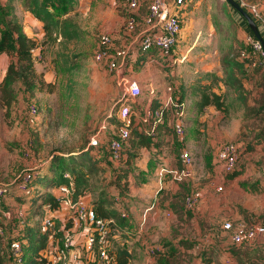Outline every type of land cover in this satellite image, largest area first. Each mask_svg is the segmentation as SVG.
<instances>
[{
	"label": "rangeland",
	"instance_id": "obj_1",
	"mask_svg": "<svg viewBox=\"0 0 264 264\" xmlns=\"http://www.w3.org/2000/svg\"><path fill=\"white\" fill-rule=\"evenodd\" d=\"M236 1L256 5L264 15V0ZM130 2L131 0H77L76 8L69 16L84 32L79 40L64 43L59 39L52 43L46 40L45 35L35 37L39 47L34 50V65L37 74L43 76L46 84L42 90L27 94L19 85L17 101L9 113L0 104V185L13 184L24 171L34 169L35 175L37 174L36 186L47 190L39 183V178L53 175L51 166L56 158H63L66 165H74L80 161V155L86 152L99 168L91 180L92 187H96L92 199L96 200L101 191L105 190L109 197V207L121 213L126 211L124 201L113 196L115 189L110 182L117 177L116 172L120 169L114 168L116 163L111 161L109 154L110 141L116 135L118 102L123 92L106 66L98 63L96 50L105 34L114 38V46L119 49H128L137 38L151 0H139L136 8ZM61 12L58 11V14ZM132 17L136 19L135 31L138 33L134 31L128 34L125 29ZM182 28L172 59L165 61L159 54L149 53L140 62L142 53L136 48L131 50L136 55L134 61H128L126 71L127 78L138 82L142 90L141 97L131 104L136 120L143 117L146 108L154 100L168 104L171 116L174 115L173 104H186L188 140L185 138V149L187 151L189 148L192 152L195 175L190 179H175L174 182L173 174H167L161 184L158 173L159 169H163L161 165L165 160L171 164L169 160L173 157L179 163L183 150L177 148L165 151L163 148L156 155L148 150H139L135 152L136 155L134 153L136 163L130 167L127 208L138 205L142 209L154 207L151 210H162L170 204L171 207L174 205L177 225L186 217L185 233L180 232V235L188 237L190 243L193 235L198 234L200 237L205 231L217 237L225 232L223 226L227 222L232 223L235 228L241 224L253 226L264 223V211L249 214L243 209L244 204L250 203L248 198L235 194V190L243 189L248 195L259 196L264 208V71L251 67L248 59L243 57L244 53L247 57H254L247 42L252 32L244 18L226 0H187L182 10ZM255 58L259 64L260 57ZM234 62L242 64L244 75L234 69ZM232 72L240 80L237 87H232ZM212 79L219 82L214 84L213 90L222 96L226 112L210 108L200 113L196 107L199 97L195 91L198 86L209 85ZM227 82L230 85L227 86ZM32 107L38 109L36 115L31 113ZM172 119L173 117L171 121ZM95 140L98 145L92 147ZM156 141L158 146H164L160 145V138ZM227 142L241 146L238 170L246 178L245 182L240 178L238 182L232 183V189L226 182L229 175L223 180L225 173L222 172L221 175L219 172L217 175L212 171L214 165L209 169L207 164L208 161L213 164L217 160L215 157L219 147ZM130 145L131 141L128 142L127 149ZM145 163L149 164L146 166L147 173H144L146 176L140 174V165ZM177 167L176 169L179 168ZM167 178L179 185L178 195L173 198L172 193L163 196ZM221 187L223 190H220ZM205 190L209 191L207 197L211 198L206 201L205 208L201 209L198 203L194 210H187L186 198L195 192H201L205 198ZM147 191H158L156 201L145 199L143 193ZM29 206L30 200L19 201L16 198L0 205V226L3 225L6 229V236L0 245L6 253L3 255V264H13L9 258V245L19 235L18 231L14 232L12 229L18 230V225L24 223L19 213ZM224 206L227 207L226 210L221 209ZM234 213H240L242 219H233ZM62 218V221L60 218L56 219V225L51 229L59 235V238H53L56 244H61L68 234H78L75 231L66 234L71 228L67 230L65 227L71 226L73 230L74 225L70 224L69 215ZM167 218L165 213L160 218L165 225L171 224V221H166ZM44 219L35 218L31 224L43 227ZM140 229L141 227L137 234H140ZM173 233L178 234L179 230H174ZM117 235L125 238V234L113 230L111 248ZM129 236H133V233H129L127 237ZM225 236L222 237L223 240L230 241L229 234L225 233ZM255 244L256 242L248 244L245 249ZM76 249H81V245ZM83 250L81 261L88 264L92 255L85 247ZM242 250L244 249L229 244L222 254L224 257L234 256V253L241 254ZM188 260L189 254L182 253L180 261Z\"/></svg>",
	"mask_w": 264,
	"mask_h": 264
},
{
	"label": "trees",
	"instance_id": "obj_2",
	"mask_svg": "<svg viewBox=\"0 0 264 264\" xmlns=\"http://www.w3.org/2000/svg\"><path fill=\"white\" fill-rule=\"evenodd\" d=\"M16 1L17 0H0V53H6L10 57L7 75L2 84H0V103L2 107L7 109L8 113L10 112L13 104L17 101V87L22 86L25 93L27 94L32 93L35 90H42L44 85L46 84L43 76L37 74L34 65V50L39 47V44L35 38L28 37L24 33L23 26L16 16L14 7V3ZM76 5L77 0H24V6L26 7V9L31 14H33L36 19L43 23V30L46 40L52 43L57 42L59 39H61V41L64 43H71L79 40L81 38V35H83L84 32L82 31V29L75 22H73L72 18L69 16L71 12L75 10ZM58 11H62L61 14H58ZM141 29L139 30V32L141 31ZM135 33L138 32L135 31ZM248 48L251 52V47L248 46ZM149 53L159 54L158 50L156 49L152 50L151 52L142 53L139 61L143 62L141 60L146 59L147 56H149ZM255 57L256 56H248V64L251 67H256L257 71L263 72L264 58H261V62L257 64V59ZM130 60L131 56L129 58V61ZM234 69L239 71L241 75L245 74V70L243 69L242 64H240L239 62H234ZM230 76L232 80V87H237L240 81L239 79L235 78L237 77V75L232 72ZM216 83H219L218 80L212 79L209 85L207 84L197 87L195 93L199 97L196 103L198 112L203 113L210 108H214L219 112H226L225 103L222 96L220 94H217L213 90V86ZM226 85L228 86L230 85V83L227 82ZM162 106H164V102H161V100H154L152 102L151 108L153 110H157ZM163 109L164 118L160 122L150 120L145 124L143 118H138L137 120L139 122L136 123L137 120L133 117V125L130 128V138L128 140V142L131 141V145L128 146V149L126 147L128 145V142L124 145L121 152L122 156L119 162H114L113 160H111L113 163H116L114 168L120 169L118 170V172H116L117 177L112 180L113 182H110V185H112V187H114L115 189V193L113 194L114 197L122 198L127 196V183H129L130 187L131 182L130 167L132 168L133 163L137 161H134V156L137 154L135 152L144 149L148 150L154 155H156L157 153L159 154L161 152V146H158L156 140L160 138V145L165 146L166 142L164 139L162 140L161 137L167 135L173 138L174 146L176 144V150L177 148L179 150L185 149L186 140H188V132L186 131L185 136V138L187 139L181 142L175 133V112L173 115V124L168 125L166 117L170 115L168 112L169 110L165 108ZM116 123L118 125L117 121ZM97 145H92V147H97ZM109 154L110 158L112 159L110 147ZM125 155L127 156V164L124 165ZM79 159L80 161L74 165H66L63 158H56L51 166L53 175L41 176V178H39V183L47 188V190H43L42 187L36 186V174L32 186L33 190L29 196L26 197L20 195L16 192L15 188H13L5 201L2 203L4 204L8 199L15 200V198L19 201L30 200V206L25 210L26 215L24 218H21L24 219V223L21 226L18 225V230L12 229V231L14 232L18 231L19 236L16 239H12L9 245L10 247L12 242L14 241H20L23 244L24 254L22 256L23 260L21 264H45L47 260L42 256L41 253L46 250L50 246V244L56 245V240H53V238H59L58 234L53 233L51 229L44 230L40 225L31 224V221H33L35 218H45L47 215L53 216L51 215V213L59 209V204L53 194V191H55L62 185L69 186L72 181V194L75 201L81 198H87V196L90 195L93 196V191L96 187H92L91 180L99 168L96 162H94L90 157L89 153H82ZM180 161L181 160H179V163ZM211 162L212 161L207 162L209 169H212ZM178 169H182V163H180ZM65 174H69L72 180L70 181V179L66 178ZM241 174L242 173H239V170L237 168L233 173L227 175H229V180H235ZM243 185L245 187L247 186V184ZM108 198V193L105 190H102L97 199L91 200L90 202L99 218L105 220H115L116 223L111 225L113 233V230L118 227L120 220L122 219V215H120V213H118L116 210L109 207L110 202ZM70 222V224L73 225L72 219H70ZM260 224L264 225V223ZM15 225L16 224H14V226ZM65 229H70L66 232V234L74 231L72 230L71 226H66ZM0 231H2V233H0V245H2L4 241L3 238L6 236V229L3 228V225L0 226ZM186 243H184L186 249H192L194 247L193 244ZM248 244L251 243L232 245L236 248H242L248 246ZM248 250L249 249H246L245 252L248 253ZM111 253L116 256L117 264H129L130 259L132 258L131 253L126 248L122 247H116L115 249L113 248ZM4 254L6 253L3 251L2 247H0V264H3ZM181 254L182 253H179L176 247H172L165 253L157 252L155 255L157 264H190V257L187 262L180 261ZM208 254H210V252H204V262H206L205 264H208L207 261H212V257H209ZM9 258L13 262V264H17L10 255V251Z\"/></svg>",
	"mask_w": 264,
	"mask_h": 264
},
{
	"label": "built area",
	"instance_id": "obj_3",
	"mask_svg": "<svg viewBox=\"0 0 264 264\" xmlns=\"http://www.w3.org/2000/svg\"><path fill=\"white\" fill-rule=\"evenodd\" d=\"M187 0H151L148 10V15L145 19L142 36L135 39L127 49H119L114 46V38L105 34L101 37L98 49L96 50V59L99 64H104L106 68L114 76L118 86L122 88L123 95L119 100L116 120L118 125L115 127L116 135L110 141V152L114 162H119L121 152L124 145L130 138V128L133 125L132 103H136L142 95V90L138 82L127 78V63L130 56L133 54L131 50L136 48L141 53L151 52L156 49L163 60H170L174 54L175 48L178 46L180 36L182 34V10ZM131 6L136 8L139 6V0H131ZM241 7L251 16L256 22L263 38H264V15L260 9L253 4L238 2ZM136 19L131 18L127 28L128 34L133 33L136 28ZM251 47V52L254 56L264 58V49L262 44L251 34L247 40ZM135 48V49H134ZM1 54V53H0ZM135 54V53H134ZM243 57L247 58L244 53ZM171 88L169 92H171ZM170 98V97H169ZM171 101V99H169ZM168 104L157 110H153L149 105L143 115L144 123L150 120L160 122L164 118V109H167ZM175 112V133L182 142L186 136L185 123V103L173 104ZM31 113L36 115L38 109L31 108ZM98 141L92 142L96 146ZM242 154L240 145L227 142L223 143L217 152L216 158L222 171L227 175L233 173L239 164ZM182 169L174 172V178L179 180L190 179L194 174V159L190 151L183 150L181 154ZM65 177L72 180L69 174ZM35 180L34 169L24 171L19 178L10 185H0V205L5 201L13 188L16 192L23 196H29L33 190V182ZM73 182L68 185L58 187L53 194L59 204V209L68 211L70 219L80 228L88 229V239L85 243V248L92 255V260L88 264H117L116 256L111 253V225L115 224L114 219L105 220L99 218L88 198H81L77 201L73 199ZM203 194L195 192L185 200L186 208L190 211L201 202ZM25 211L19 213L20 218L25 217ZM122 218H128V215L122 214ZM56 216H47L43 222V229H52L56 225ZM110 227V228H109ZM223 230L229 234L232 244L242 245L252 243L264 236V225L257 224L247 226L241 224L235 228L232 223L227 222L223 226ZM2 233V231H0ZM77 247L76 238L73 234L66 235L61 244H50L41 254L46 258L45 264H84L81 261L82 256L79 253H74ZM10 255L17 264L22 263L24 247L20 241L12 242L10 246ZM152 252V251H151Z\"/></svg>",
	"mask_w": 264,
	"mask_h": 264
},
{
	"label": "crops",
	"instance_id": "obj_4",
	"mask_svg": "<svg viewBox=\"0 0 264 264\" xmlns=\"http://www.w3.org/2000/svg\"><path fill=\"white\" fill-rule=\"evenodd\" d=\"M14 7H15L16 16L21 21V24L23 26V31L28 37L35 38V37H40V36L45 35L44 30H43V23L40 22L38 19H36L35 16L26 9V7L24 6V0H17L14 3ZM141 28L142 29L139 32L136 39L142 36L145 25H143ZM135 55L136 54L134 53L131 55L130 61H134L133 59L135 58ZM9 60H10V57L8 54L6 53L0 54V84H2V82L4 81L7 75ZM171 117L173 116L168 115L166 117L168 125H171L174 122L173 119L171 121ZM185 121H186V116H185ZM186 131H187V127H186ZM161 139L162 140L164 139L166 143H169L167 145L165 144V146H161L160 148L161 151L163 148L165 151L175 150L174 140L172 137L167 135V136H162ZM188 151L191 152L189 148H188ZM169 161L171 164H168V162H166L165 160L163 162V165H161L163 169H159L158 173H159V176L161 177L160 179L161 184L164 181L163 177H167V174H173V179H174L173 181L175 182L174 172L181 170V169H176V167L177 166L179 167L180 164L176 161L174 157L171 158ZM125 164H127L126 155L124 157V165ZM147 165L149 164L145 163V165L143 166L140 165V169H141L140 174L147 173L148 171L146 170ZM212 166H213L212 171L215 174L219 175V172H220L222 175L223 171H222L221 166L218 165L217 160L213 161ZM193 175H195V172ZM144 176L146 175L144 174ZM224 177H226V174L222 177L223 180H224ZM240 178L242 179V181L244 182L246 181V178H244V175L238 176L235 180L228 179L226 182L229 183V186H230L229 188L232 189L234 186V184L232 183L238 182ZM130 181H131V178H130ZM173 181L169 180V178L166 179V181L164 182V187L166 189V192L163 193V196L166 193L167 194L172 193L171 198H173L174 195L175 196L178 195L177 191L179 190V185H177ZM148 183L150 185V182ZM155 186H158V185H155ZM148 188L150 189L149 186ZM209 188L210 186L207 187V189ZM220 190H223V188L221 187ZM157 193L158 191L156 193H154L153 191L149 193L147 191L143 193V195L145 199H148V200L153 199L156 201ZM235 194L248 198L250 203L244 204L243 209L247 211L249 214L250 213L256 214V213H259V211H264L263 206H261V198L259 196L248 195V192H245L243 189L235 190ZM208 195H209V191L205 190V198L204 197L202 198L200 202V206H199L201 209L205 208L204 205L206 204V201L211 200V198L207 197ZM87 198L89 201L93 200L91 195L87 196ZM121 200L124 201V207L126 211L122 213L119 211L118 213H120V215L126 214L128 215V218H122L120 220L118 227L115 228L114 231L120 234H125L124 235L125 238H121L120 235H117L116 238L113 240L112 249L113 248L115 249L116 247L126 248L132 255V258L130 259L129 264H157V259H156L155 254L157 252L165 253L167 250H169L172 247H176L179 253L187 252L190 257V260H189L190 264H205L206 263L204 262V259H205L204 252L205 251L210 252L208 256L212 257L211 262L207 261L208 264H264V236L254 241L256 242L254 246H249L250 248L248 250V253L245 252L246 250L245 247H242V248L237 247L238 249H244V250H242L243 252L241 254L240 252H238L237 254H234V256L231 254H230L231 256L226 254L227 256L224 257L222 254V252L226 251L227 246L229 244L232 245L230 241H225V239L223 240V238L226 237L225 236L226 232L219 234L217 237L216 235H212L210 232H207V231H205L202 235H200V237L198 236V234H196V236L193 235L190 238V241H191L190 244L195 243L194 240L197 242L199 241V242L198 243L196 242L195 244H193L194 247L192 249H186V247L184 246V243L186 242L189 243L188 242L189 239L188 237H184L180 235V232L185 233L184 231L186 228L187 220H185L186 217L184 216L182 221H179L181 223L177 225L176 215L173 211L174 205H172L171 207V204H170L168 208L166 209L163 208L162 210L160 209L151 210L154 207H151L148 209H142L138 205L133 206L129 209L127 208V203H128L127 196L122 197ZM7 201L12 202L14 201V199H8ZM224 203L226 204V202ZM206 209H208L207 206H206ZM221 209L226 210L227 207L224 206ZM254 209L256 210L254 211ZM163 213H165L166 216L168 217L166 221L168 222L171 221V224L167 223L165 225V222L162 221V219H160L163 216ZM68 214H69L68 211L65 209H60V210H57L51 213V215L56 216L57 218H60L61 221L63 219L62 217L67 216ZM232 216H233V219H237V220L242 219L241 218L242 215H240V213H234L232 214ZM72 223L74 225L73 230L78 233L75 236L77 246L81 245V249L74 250V253H79V255H81L84 253L83 249L85 247L86 240L88 239V236H89L88 234L89 230L86 228L78 227V225L74 224V222ZM134 224H137V226H134ZM139 227H141V229L139 230V233L141 235L137 234ZM174 230H176V232L177 230H179V233L174 234L173 233ZM129 233H133V236L127 237ZM259 241H262V242H259ZM149 249L151 250L149 251ZM90 256L91 255H89V258Z\"/></svg>",
	"mask_w": 264,
	"mask_h": 264
},
{
	"label": "water",
	"instance_id": "obj_5",
	"mask_svg": "<svg viewBox=\"0 0 264 264\" xmlns=\"http://www.w3.org/2000/svg\"><path fill=\"white\" fill-rule=\"evenodd\" d=\"M232 8H234L248 23V26L255 36V38L262 44L264 49V38L256 24V22L251 18V16L241 7V5L236 0H226Z\"/></svg>",
	"mask_w": 264,
	"mask_h": 264
}]
</instances>
